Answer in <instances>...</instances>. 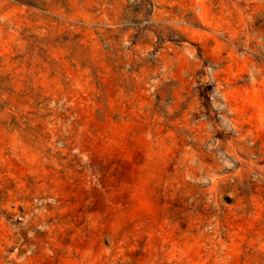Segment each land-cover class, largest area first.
Masks as SVG:
<instances>
[{"label":"rangeland","instance_id":"1","mask_svg":"<svg viewBox=\"0 0 264 264\" xmlns=\"http://www.w3.org/2000/svg\"><path fill=\"white\" fill-rule=\"evenodd\" d=\"M0 264H264V0H0Z\"/></svg>","mask_w":264,"mask_h":264}]
</instances>
